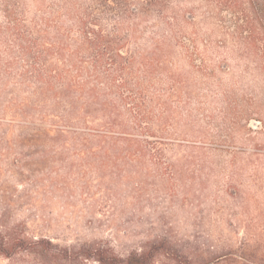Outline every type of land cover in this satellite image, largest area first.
<instances>
[{
	"label": "rangeland",
	"instance_id": "1",
	"mask_svg": "<svg viewBox=\"0 0 264 264\" xmlns=\"http://www.w3.org/2000/svg\"><path fill=\"white\" fill-rule=\"evenodd\" d=\"M235 1L234 11L172 0L179 37L196 57L194 68L163 58L176 83L166 86L175 85L171 146L158 161L126 171L76 164L71 178L37 193L0 162V214L60 245L101 243L121 257L165 239L197 264H237L215 258L244 248L248 264H264V47L254 43L264 45V0Z\"/></svg>",
	"mask_w": 264,
	"mask_h": 264
},
{
	"label": "trees",
	"instance_id": "2",
	"mask_svg": "<svg viewBox=\"0 0 264 264\" xmlns=\"http://www.w3.org/2000/svg\"><path fill=\"white\" fill-rule=\"evenodd\" d=\"M207 1L223 9L240 7L235 0ZM172 5V0H0V162L17 181L37 193L71 178L76 164L126 171L158 161L171 146L165 119L176 83L163 58L194 68L196 57L179 37L182 23L175 22ZM151 16L154 26L143 22ZM252 17L260 19L257 12ZM254 43L263 53L264 45ZM250 157L261 161L263 155ZM9 220L0 214V259L8 264L160 259L197 264L165 239L121 257L101 243L63 246ZM242 251L215 261L248 264L247 249Z\"/></svg>",
	"mask_w": 264,
	"mask_h": 264
}]
</instances>
